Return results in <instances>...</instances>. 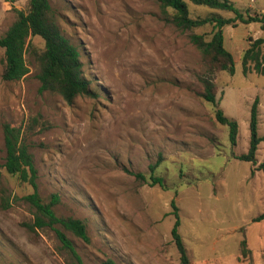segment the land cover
<instances>
[{"label":"rangeland","instance_id":"rangeland-1","mask_svg":"<svg viewBox=\"0 0 264 264\" xmlns=\"http://www.w3.org/2000/svg\"><path fill=\"white\" fill-rule=\"evenodd\" d=\"M230 1L244 15L264 17V0ZM49 2L100 96L67 103L40 92L30 52L28 72L5 81L0 48V264H78L55 228L72 241L82 264H182L170 233L173 198L189 264H264V218L254 220L264 212V173L256 169L264 162V140L256 164L237 158L248 148L255 97L257 134L264 135V74H243L240 63L248 39L264 35L259 23L223 27L234 73L210 76L218 107L237 122L232 146L213 105L197 95L205 67L188 34L209 33L211 25L180 30L165 19L157 0ZM26 6L27 0H0V36L16 9ZM190 12L233 16L196 5ZM29 42L43 49L40 36ZM4 123L19 128L33 156L35 188L3 166ZM158 154L162 160L154 174L164 178L165 188L124 171L148 178ZM35 190L44 202L57 194L56 215L81 219L90 240L59 224L38 226L36 208L26 199ZM241 240L246 257L240 255Z\"/></svg>","mask_w":264,"mask_h":264},{"label":"trees","instance_id":"trees-1","mask_svg":"<svg viewBox=\"0 0 264 264\" xmlns=\"http://www.w3.org/2000/svg\"><path fill=\"white\" fill-rule=\"evenodd\" d=\"M157 2L165 14V19L180 30L190 31L193 28L211 25L209 33L191 32L188 34L189 42L198 50L205 67V74L200 79L202 90L197 95L213 105L215 119L220 124L227 126L229 142L232 146L235 145L237 122L226 116L223 110L218 107L217 89L210 76L219 71L234 73L233 55L223 43V27L235 25L237 21L246 24L257 22L260 29L264 31V17L250 16L246 12L247 15H244L230 0H157ZM190 5L229 11L233 16L223 17L212 13L206 16L193 17L190 12ZM32 36H40L43 39L44 45L41 51H37L29 42ZM0 48L3 49L1 78L5 81L18 80L28 72L25 55L30 52L35 58L36 77L40 83V92L48 91L58 94L67 103L72 102L78 96H100L91 87L90 80L83 73L81 52L78 46L61 32L58 14L49 0H27L25 10L16 9L14 21L0 36ZM240 63L243 74L250 71L264 74V35L248 39V45L240 56ZM257 104L258 100L255 97L250 108L247 151L237 155V158L251 161L253 164H256L257 145L261 140H264V135L258 136L257 134ZM2 129L5 152L3 166L8 173L28 182L35 188L37 186V168L27 145L20 139L19 128L4 123ZM161 160L162 155L158 154L155 162L148 165V178L141 171H132L127 168H124V171L133 175L137 181L146 182L149 179L151 185L158 184L161 188H165L164 178L154 174ZM256 169L264 173V162L257 164ZM26 199L36 208V224L38 226L59 224L63 229L70 231L81 240L86 242L90 240L86 224L81 219L56 215L52 207L59 201L57 194H52L50 201L44 202L35 190ZM170 206L172 208L171 214L175 217L170 233L181 263L189 264L187 251L178 231L179 215L174 198L171 199ZM263 218L264 212L255 217L254 220ZM55 230L62 246L70 252L78 264H82L72 241L59 228H55ZM239 251L241 257L248 255L249 251L246 248L245 240L240 241Z\"/></svg>","mask_w":264,"mask_h":264}]
</instances>
